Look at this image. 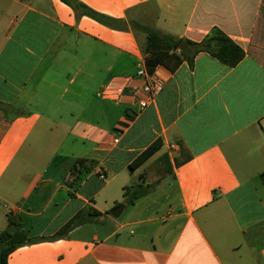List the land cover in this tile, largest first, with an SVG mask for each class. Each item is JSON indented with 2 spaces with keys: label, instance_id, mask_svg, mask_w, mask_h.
I'll list each match as a JSON object with an SVG mask.
<instances>
[{
  "label": "crops",
  "instance_id": "obj_1",
  "mask_svg": "<svg viewBox=\"0 0 264 264\" xmlns=\"http://www.w3.org/2000/svg\"><path fill=\"white\" fill-rule=\"evenodd\" d=\"M78 1L194 43L219 29L245 57L161 67L164 90L141 111L140 79L121 101L102 90L146 67L144 33L78 18L60 0H0V234L9 215L34 241L79 223L8 263L264 264V0ZM158 161L170 177L126 203L124 188Z\"/></svg>",
  "mask_w": 264,
  "mask_h": 264
},
{
  "label": "trees",
  "instance_id": "obj_2",
  "mask_svg": "<svg viewBox=\"0 0 264 264\" xmlns=\"http://www.w3.org/2000/svg\"><path fill=\"white\" fill-rule=\"evenodd\" d=\"M69 6L78 18L88 17L103 26L117 31H128L129 27L134 33L145 34L146 42L143 47L145 56V66L150 73H154L159 67H164L170 71L177 70L185 61L193 62L194 58L206 52L218 59L222 64L235 67L245 57L244 50L231 38L219 29H213L203 41L194 43L185 39H178L171 35L164 34L152 27L141 24L135 20H119L103 15L78 0H60ZM186 42L192 49L191 54H185L180 50V44ZM161 141L150 146L138 159L130 166L131 170H137L149 161L154 154L161 150ZM188 158L183 155L176 160V165L181 166ZM87 160L79 159L74 167V171L87 169ZM162 162V161H159ZM155 177L149 176V170L140 175V182L124 188L126 203L134 204L137 200L145 197L148 193L146 182H154ZM264 180V173L262 174ZM77 219L68 224L61 233L53 238H41L37 241L31 240L22 228V217L19 215L8 216V228L0 234V264H9L10 255L17 249L44 240H58L78 225Z\"/></svg>",
  "mask_w": 264,
  "mask_h": 264
},
{
  "label": "built area",
  "instance_id": "obj_3",
  "mask_svg": "<svg viewBox=\"0 0 264 264\" xmlns=\"http://www.w3.org/2000/svg\"><path fill=\"white\" fill-rule=\"evenodd\" d=\"M160 68H157L154 73H150L147 67H143L139 70L136 77L115 79L104 87L102 93L113 96L118 101H121L124 98L125 90L131 87L133 82L138 78L142 81V86L139 89H133L131 94L132 96H142L139 100V107L141 111L146 110L157 101L159 95L164 90L166 80L159 74ZM101 178L106 179V176L101 175Z\"/></svg>",
  "mask_w": 264,
  "mask_h": 264
},
{
  "label": "rangeland",
  "instance_id": "obj_4",
  "mask_svg": "<svg viewBox=\"0 0 264 264\" xmlns=\"http://www.w3.org/2000/svg\"><path fill=\"white\" fill-rule=\"evenodd\" d=\"M27 1V0H24ZM30 2V0H28ZM26 2L27 4H29ZM139 33V32H138ZM149 172L152 173V175H155L157 178L163 177L164 179H168L170 177V174L165 171V163L163 162H153L149 167H148ZM139 178V177H138ZM136 178V180L138 179ZM259 186L262 190V193L264 195V187L262 185V182L260 181ZM160 195V194H159ZM123 205V204H121ZM262 248V246H261Z\"/></svg>",
  "mask_w": 264,
  "mask_h": 264
},
{
  "label": "water",
  "instance_id": "obj_5",
  "mask_svg": "<svg viewBox=\"0 0 264 264\" xmlns=\"http://www.w3.org/2000/svg\"><path fill=\"white\" fill-rule=\"evenodd\" d=\"M180 50L185 53V54H191L192 53V49L188 46V44L186 42H182L180 44ZM125 208V205H121L117 208H115L113 211H112V215L114 217H119L122 213V211L124 210Z\"/></svg>",
  "mask_w": 264,
  "mask_h": 264
}]
</instances>
